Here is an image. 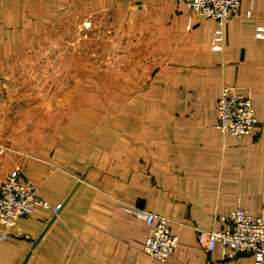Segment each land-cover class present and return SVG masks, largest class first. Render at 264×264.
Segmentation results:
<instances>
[{"label":"crops","instance_id":"0c3cea01","mask_svg":"<svg viewBox=\"0 0 264 264\" xmlns=\"http://www.w3.org/2000/svg\"><path fill=\"white\" fill-rule=\"evenodd\" d=\"M92 16L120 44L113 72L97 71L115 100H15L14 82L42 91L41 62L77 58L55 56L58 34ZM215 27L181 0H0V184L18 166L51 206L0 223V264H253L205 241L233 209L264 211V0H240L213 42ZM225 85L249 97L253 131L216 127ZM122 203L168 218L167 262L143 252L146 224Z\"/></svg>","mask_w":264,"mask_h":264},{"label":"built area","instance_id":"2783aa9c","mask_svg":"<svg viewBox=\"0 0 264 264\" xmlns=\"http://www.w3.org/2000/svg\"><path fill=\"white\" fill-rule=\"evenodd\" d=\"M181 1L187 4L191 13L215 21L213 42L221 40L224 24L237 15L240 5V0ZM213 47L218 48V45L214 44ZM255 126L256 120L249 97L237 86H223L217 102L216 127L221 132L241 135L253 131ZM36 205L51 208L30 181L20 178V168L16 166L0 184V223L6 227H14L17 220L29 214ZM121 206L146 224L147 236L142 246L143 252L162 263L167 262L177 241L176 235L169 229L168 218L138 206L125 203ZM59 207L60 204H57L52 210L56 212ZM216 244L221 246L224 258L250 254L253 264H264V211L253 216L242 208L233 209L225 217L220 229L206 232L205 248L210 250Z\"/></svg>","mask_w":264,"mask_h":264},{"label":"rangeland","instance_id":"374dc122","mask_svg":"<svg viewBox=\"0 0 264 264\" xmlns=\"http://www.w3.org/2000/svg\"><path fill=\"white\" fill-rule=\"evenodd\" d=\"M111 24L110 21L104 23L102 18L92 16L85 20L82 19L79 23L75 21V25L72 24L69 29L62 30L58 34V43L54 47L56 49L55 56L67 54L72 60L77 58L71 62H59L60 64L53 60H50L48 64L41 62L40 66L36 67L37 70L30 71V76L35 87L43 88L42 91L37 95L29 94L23 91L19 82H14L16 91H13L11 96L15 100L22 101V105L24 101L31 100L37 101L41 105L50 102L58 105L71 99L81 100L82 96L87 99L101 98L103 101L113 102L116 95L113 90L115 78L110 76L106 78L97 74V71L100 70H108V73L113 72L114 55L120 50V44L116 43V32ZM61 67L67 72L66 77L65 74L60 77ZM86 68L95 70L96 73L91 71L92 73L84 74L85 76L81 75L83 70L87 72ZM105 85L110 90L107 89L106 92H103ZM80 86L82 88L76 92ZM83 86L88 88V91H83Z\"/></svg>","mask_w":264,"mask_h":264}]
</instances>
